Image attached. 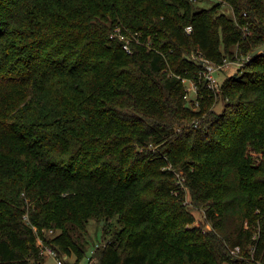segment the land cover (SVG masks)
Masks as SVG:
<instances>
[{"label":"trees","instance_id":"obj_1","mask_svg":"<svg viewBox=\"0 0 264 264\" xmlns=\"http://www.w3.org/2000/svg\"><path fill=\"white\" fill-rule=\"evenodd\" d=\"M200 1L0 0V264H264V0Z\"/></svg>","mask_w":264,"mask_h":264},{"label":"rangeland","instance_id":"obj_2","mask_svg":"<svg viewBox=\"0 0 264 264\" xmlns=\"http://www.w3.org/2000/svg\"><path fill=\"white\" fill-rule=\"evenodd\" d=\"M214 1H222V0H201L200 3L204 6H210ZM223 6L224 11L229 15H233L232 8L224 3ZM247 57H241L236 55L235 58H225L223 63L224 67L221 70H218L216 73V77L219 83V89L221 90V84L222 82L229 76L238 75L242 72L243 66L245 63H247ZM184 83L186 84L187 88V96L186 100L191 101V105H195V107H198V100L196 97V89L198 90V86L195 87V82L193 80L184 79ZM195 87V88H194ZM219 90V91H220ZM216 100H218L219 103L216 104L215 110L217 112L222 111L223 103L219 101V96L216 94ZM185 205L191 210V212L195 215L196 222L193 224H188L186 226V229H193L194 227H202L203 231L205 232H212L214 231V228L212 224L209 222L207 218L206 211L204 207H200L196 205L188 190H185ZM89 233H90V245L88 248V255L81 261L80 264H90L89 258L92 257L93 251H95V247L97 244H101L103 240V230L101 229V226L99 225L98 221H91L89 224ZM44 256V255H43ZM76 261L75 257H71L69 259L70 263H74ZM43 264H55L54 260L49 257H44V263ZM94 264H98L97 259H94Z\"/></svg>","mask_w":264,"mask_h":264},{"label":"built area","instance_id":"obj_3","mask_svg":"<svg viewBox=\"0 0 264 264\" xmlns=\"http://www.w3.org/2000/svg\"><path fill=\"white\" fill-rule=\"evenodd\" d=\"M242 30L244 32V35H250V31H249L248 27H243ZM187 31L190 33L192 31V28L189 27L187 29ZM114 36L118 37L121 41H123L124 49L128 53L131 52V47H130L131 41H137L138 43H140V40H138L136 34H134L132 36H128L127 34L122 32V30L120 28L116 29L115 33L113 34V37ZM250 57L251 56H247V60H249ZM202 64L204 66L203 74H202L204 80L207 82L208 87L215 94H218L220 92L219 91L220 89H219V83H218V80L216 77V73L218 70H221L224 67V63L217 65L216 63L212 62L211 60L202 59ZM195 87H196V83H195ZM197 93H198V90L196 89V96H197ZM51 232H53V231H51ZM38 245L40 246L41 253L43 255H46L49 258H52L54 260L55 264H67L62 258L59 257L57 251L53 247L47 245L41 238H39V240H38ZM232 252L234 254H238L240 252V247H237ZM89 262H90V264H94V259L92 257L89 258Z\"/></svg>","mask_w":264,"mask_h":264},{"label":"water","instance_id":"obj_4","mask_svg":"<svg viewBox=\"0 0 264 264\" xmlns=\"http://www.w3.org/2000/svg\"><path fill=\"white\" fill-rule=\"evenodd\" d=\"M264 53V45L260 46L259 48H257L252 54V57H255L259 54H263Z\"/></svg>","mask_w":264,"mask_h":264}]
</instances>
